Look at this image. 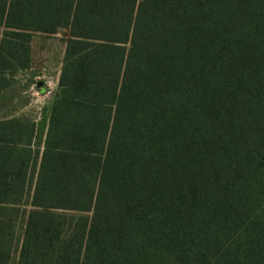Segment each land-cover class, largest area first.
I'll return each mask as SVG.
<instances>
[{
  "label": "trees",
  "instance_id": "1",
  "mask_svg": "<svg viewBox=\"0 0 264 264\" xmlns=\"http://www.w3.org/2000/svg\"><path fill=\"white\" fill-rule=\"evenodd\" d=\"M0 27V264H264V0H0ZM60 28L49 111L3 115Z\"/></svg>",
  "mask_w": 264,
  "mask_h": 264
},
{
  "label": "rangeland",
  "instance_id": "2",
  "mask_svg": "<svg viewBox=\"0 0 264 264\" xmlns=\"http://www.w3.org/2000/svg\"><path fill=\"white\" fill-rule=\"evenodd\" d=\"M3 29L4 27H0V36ZM69 37V28H60L56 33L35 32L33 34L32 68L27 71V76L20 77L22 81L17 84L16 89L8 90L4 101L6 110L16 108L19 115H28L35 120H39L43 113L49 111L51 101L57 92L66 42ZM33 72L36 75L31 81ZM39 81H43L42 86H38ZM10 95H16L17 99H11ZM25 207L30 208V206ZM25 221L24 218L19 221V236L23 232L22 223ZM19 249L20 245H17L10 264L16 263Z\"/></svg>",
  "mask_w": 264,
  "mask_h": 264
},
{
  "label": "crops",
  "instance_id": "3",
  "mask_svg": "<svg viewBox=\"0 0 264 264\" xmlns=\"http://www.w3.org/2000/svg\"><path fill=\"white\" fill-rule=\"evenodd\" d=\"M31 44H32V42H31ZM32 46V45H31ZM31 58H32V60H31V65L29 66V68H26V69H19L17 72H15V74H14V76H13V82H12V84L6 89V92H5V94H7L8 95V90L11 88L12 90H14V89H16V86H17V84L18 83H20V81H22L21 79H20V77H22V76H27V71L28 70H30L31 68H32V63H33V57H32V51H31ZM32 76H31V81H32V79L35 77V75L36 74H34V72H33V74H31ZM28 84H29V82H28ZM27 84V85H28ZM12 96V99L13 100H16L17 99V96L16 95H11ZM4 114H7V115H9V116H16V117H20L21 115H19L18 114V111H17V109L15 108V109H12V110H6L5 108L3 109V115ZM23 116V115H22ZM24 116H27V117H30V116H28V115H24ZM31 118V117H30ZM32 119H34V118H32Z\"/></svg>",
  "mask_w": 264,
  "mask_h": 264
},
{
  "label": "water",
  "instance_id": "4",
  "mask_svg": "<svg viewBox=\"0 0 264 264\" xmlns=\"http://www.w3.org/2000/svg\"><path fill=\"white\" fill-rule=\"evenodd\" d=\"M42 84H43V81L38 82V86H42Z\"/></svg>",
  "mask_w": 264,
  "mask_h": 264
}]
</instances>
